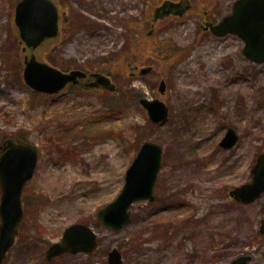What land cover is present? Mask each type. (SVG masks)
Listing matches in <instances>:
<instances>
[{"label":"rangeland","instance_id":"374dc122","mask_svg":"<svg viewBox=\"0 0 264 264\" xmlns=\"http://www.w3.org/2000/svg\"><path fill=\"white\" fill-rule=\"evenodd\" d=\"M16 1L0 0V144L27 136L38 160L2 264H36L74 222L93 228L97 248L48 264H104L114 246L125 264L227 263L245 252L252 254L249 264H264L258 232L264 194L241 204L227 193L250 179L264 148V63L244 56L238 36L204 28L228 14L234 0H190L184 15L156 22L150 35L162 0H56L60 34L36 48V56L61 69L110 70L116 90L69 85L38 96L22 79ZM147 65L151 71L140 75ZM140 97L164 101L167 119L152 123ZM227 127L238 140L223 149ZM146 139L163 145L155 197L134 202L132 221L112 230L96 211L118 194Z\"/></svg>","mask_w":264,"mask_h":264},{"label":"water","instance_id":"95a60500","mask_svg":"<svg viewBox=\"0 0 264 264\" xmlns=\"http://www.w3.org/2000/svg\"><path fill=\"white\" fill-rule=\"evenodd\" d=\"M191 6L189 0H164L153 11V21L169 14L182 15ZM14 24L20 41L24 44L23 80L32 89L46 93H57L69 82L85 77L81 70L64 72L37 58L34 50L45 40L55 38L59 30L58 7L54 0H18L14 8ZM216 35L234 33L244 46L242 53L251 61L264 62V0H235L229 14L216 23L206 24ZM150 67L140 72L146 73ZM94 78L88 85H101L113 90L114 84L106 74L92 73ZM165 88L164 80L159 90ZM139 103L146 109L152 122L167 118L168 108L159 98L142 97ZM235 130L229 127L219 144L232 147L237 141ZM37 146L17 137H8L0 146V264L14 242L18 225L23 218L22 190L32 178L37 163ZM162 162V145L153 140L143 141L133 160L125 170L123 185L117 196L100 207L96 216L109 228L117 230L130 222V205L137 200H153L154 186ZM251 179L230 189L229 195L247 204L264 191V150L257 156L252 168ZM259 232L264 234V215L260 219ZM96 234L89 225L72 223L67 226L59 241L48 246L45 259L64 252H90L96 246ZM250 254H241L226 264H248ZM40 264H46L42 262ZM106 264H123L121 253L112 248Z\"/></svg>","mask_w":264,"mask_h":264},{"label":"flooded vegetation","instance_id":"af4514ba","mask_svg":"<svg viewBox=\"0 0 264 264\" xmlns=\"http://www.w3.org/2000/svg\"><path fill=\"white\" fill-rule=\"evenodd\" d=\"M136 69L137 68V66L136 65H134V67H133V69ZM87 73H90L91 71H87V70H85ZM97 71H100V70H97ZM101 72H104V71H101ZM105 72H108V74H111L112 72L110 71V70H107V71H105ZM83 83H86L87 81H90V77H85L84 79H82L81 80Z\"/></svg>","mask_w":264,"mask_h":264},{"label":"trees","instance_id":"16d2710c","mask_svg":"<svg viewBox=\"0 0 264 264\" xmlns=\"http://www.w3.org/2000/svg\"><path fill=\"white\" fill-rule=\"evenodd\" d=\"M32 95L38 96L37 93H33ZM16 136L21 137V138H24V139H27V136H19V135H16ZM32 196H34V194Z\"/></svg>","mask_w":264,"mask_h":264}]
</instances>
